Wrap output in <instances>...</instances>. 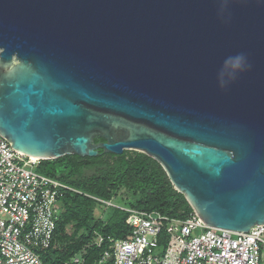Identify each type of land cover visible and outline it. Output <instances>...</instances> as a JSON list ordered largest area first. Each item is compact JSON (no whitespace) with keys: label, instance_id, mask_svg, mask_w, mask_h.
I'll return each mask as SVG.
<instances>
[{"label":"water","instance_id":"water-1","mask_svg":"<svg viewBox=\"0 0 264 264\" xmlns=\"http://www.w3.org/2000/svg\"><path fill=\"white\" fill-rule=\"evenodd\" d=\"M0 134L40 160L144 152L204 223L263 225L264 0H0Z\"/></svg>","mask_w":264,"mask_h":264},{"label":"built area","instance_id":"built-area-1","mask_svg":"<svg viewBox=\"0 0 264 264\" xmlns=\"http://www.w3.org/2000/svg\"><path fill=\"white\" fill-rule=\"evenodd\" d=\"M40 159L0 134V264H43L41 252L55 242L68 191L80 190L36 170ZM102 201L128 212L124 238L97 232L108 243L95 264H264V224L248 232L210 226L197 212L185 218ZM180 224L177 234L172 225ZM82 261V254L73 259Z\"/></svg>","mask_w":264,"mask_h":264},{"label":"trees","instance_id":"trees-1","mask_svg":"<svg viewBox=\"0 0 264 264\" xmlns=\"http://www.w3.org/2000/svg\"><path fill=\"white\" fill-rule=\"evenodd\" d=\"M104 140L99 137L96 142ZM98 156L70 154L58 159H41L36 170L78 189L68 191L57 220L55 242L41 252L43 264H95L108 243L98 246L100 232L116 238L126 235L128 212L106 207L102 199L141 210H157L176 218L193 211L186 196L171 182L162 165L140 151ZM82 254L80 263L73 259Z\"/></svg>","mask_w":264,"mask_h":264},{"label":"clouds","instance_id":"clouds-1","mask_svg":"<svg viewBox=\"0 0 264 264\" xmlns=\"http://www.w3.org/2000/svg\"><path fill=\"white\" fill-rule=\"evenodd\" d=\"M250 67L247 57L243 53L227 57L224 61L223 73L219 80L221 87H226L231 80H235L241 72L246 71Z\"/></svg>","mask_w":264,"mask_h":264},{"label":"rangeland","instance_id":"rangeland-1","mask_svg":"<svg viewBox=\"0 0 264 264\" xmlns=\"http://www.w3.org/2000/svg\"><path fill=\"white\" fill-rule=\"evenodd\" d=\"M130 151H135V150H130ZM117 204V203H116ZM105 206V205H104ZM124 206V205H123ZM106 206L104 207V210L106 211ZM174 227L175 232L178 234L180 232V224H174L172 225Z\"/></svg>","mask_w":264,"mask_h":264},{"label":"bare ground","instance_id":"bare-ground-1","mask_svg":"<svg viewBox=\"0 0 264 264\" xmlns=\"http://www.w3.org/2000/svg\"><path fill=\"white\" fill-rule=\"evenodd\" d=\"M33 157V159H37V157H35V156H32Z\"/></svg>","mask_w":264,"mask_h":264}]
</instances>
